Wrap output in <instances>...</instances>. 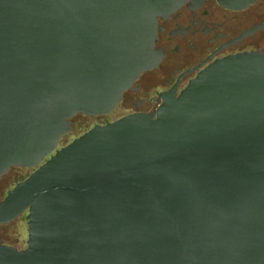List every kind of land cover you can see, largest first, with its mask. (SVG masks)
<instances>
[{
    "label": "water",
    "instance_id": "water-1",
    "mask_svg": "<svg viewBox=\"0 0 264 264\" xmlns=\"http://www.w3.org/2000/svg\"><path fill=\"white\" fill-rule=\"evenodd\" d=\"M186 1L0 0V180L33 168L0 199V264H264V51L60 146L157 67Z\"/></svg>",
    "mask_w": 264,
    "mask_h": 264
},
{
    "label": "flooded vegetation",
    "instance_id": "flooded-vegetation-1",
    "mask_svg": "<svg viewBox=\"0 0 264 264\" xmlns=\"http://www.w3.org/2000/svg\"><path fill=\"white\" fill-rule=\"evenodd\" d=\"M263 20L264 0H255L240 9L226 7L219 0H187L168 17H159L156 47L163 49V58L157 67L142 73L125 92L120 104L125 103L128 108H132V113L163 92L174 90L178 95L202 68L217 58L242 51H264L262 26L180 78L184 72L202 63L218 47ZM151 75L152 78L148 79ZM162 102L158 103V108Z\"/></svg>",
    "mask_w": 264,
    "mask_h": 264
},
{
    "label": "rangeland",
    "instance_id": "rangeland-1",
    "mask_svg": "<svg viewBox=\"0 0 264 264\" xmlns=\"http://www.w3.org/2000/svg\"><path fill=\"white\" fill-rule=\"evenodd\" d=\"M150 78H152V75L148 77V79H150ZM131 111H132V108H128L125 105V103H122L114 111H112L109 114H105V115H101V116L78 114V115L73 117L74 119L72 121L73 122L72 128L77 124H79V125L86 124V126H84V127H87V128H85V131H86L96 124H104L106 122L113 121V120H115V119H117V118H119V117H121L127 113H130ZM72 130L70 133H68L66 136H64V138L61 140L60 146L67 144L68 142L73 140L76 136H78L84 132V130L83 131L82 130L76 131V129L74 131H72ZM32 171H33V168H25L24 169L23 167H20V166L12 167L7 173H5V175L1 179L0 197L4 196L7 193V190L12 188L16 184V182L14 181V178L18 173H23V174L28 175Z\"/></svg>",
    "mask_w": 264,
    "mask_h": 264
},
{
    "label": "trees",
    "instance_id": "trees-1",
    "mask_svg": "<svg viewBox=\"0 0 264 264\" xmlns=\"http://www.w3.org/2000/svg\"><path fill=\"white\" fill-rule=\"evenodd\" d=\"M73 119L74 118H72V120L71 121H73ZM73 123V122H72ZM84 126H86V124H82V125H79V124H77V125H75L72 129V131H74L75 129H76V131H80V130H84V132H85V128H87V127H84ZM66 136V135H65ZM64 138V137H63ZM62 138V139H63ZM24 169H25V167H23ZM29 175V174H28ZM27 174H23V173H18L16 176H15V178H14V181L17 183V182H19V181H21V180H23V179H25L27 176H28Z\"/></svg>",
    "mask_w": 264,
    "mask_h": 264
}]
</instances>
